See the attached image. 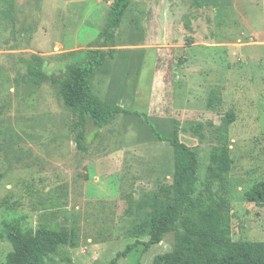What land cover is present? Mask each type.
Returning a JSON list of instances; mask_svg holds the SVG:
<instances>
[{
  "label": "rangeland",
  "instance_id": "1",
  "mask_svg": "<svg viewBox=\"0 0 264 264\" xmlns=\"http://www.w3.org/2000/svg\"><path fill=\"white\" fill-rule=\"evenodd\" d=\"M113 2L0 0V264L13 224L74 232L77 247L48 264H107L136 242L119 264H154L174 250L175 233L144 246L149 215L174 195L173 147L144 116L127 114L103 129L90 123L82 150L80 113L23 62L41 55L45 73L62 78L70 54L98 39ZM114 48L93 80L97 95L146 113L196 151L195 203L182 216L222 197L232 239L264 242V208L245 199L264 181V0H134Z\"/></svg>",
  "mask_w": 264,
  "mask_h": 264
},
{
  "label": "trees",
  "instance_id": "2",
  "mask_svg": "<svg viewBox=\"0 0 264 264\" xmlns=\"http://www.w3.org/2000/svg\"><path fill=\"white\" fill-rule=\"evenodd\" d=\"M133 2L134 0H114L106 26L98 39L89 48L70 54L66 73L62 78L47 75L44 70L46 60L38 54H32L30 58L23 60L26 69L36 79H51L58 86L65 108L80 113L83 130L77 137V143L82 150H87L86 134L90 123L103 129L127 114L144 116L154 134L173 147L174 195L167 202L156 206L149 215L150 240L144 243L145 252L152 246L161 244L169 233H175L176 243L173 251L156 256L154 264H264V242L232 239L229 207L222 197V201H216L209 208L182 216L193 205L191 192L199 180L200 164L196 151L180 141L179 133L176 131L172 136H164L146 113H133L125 107L108 103L95 92L93 80L107 57L116 56V36ZM235 119L232 112L227 114L224 120L226 130ZM245 199L264 208V181L252 186L245 193ZM5 238L12 249L3 264H48V257L57 253L60 248L77 247L74 232L45 223L31 232H25L18 224H13L7 228ZM139 244L140 242H136L128 246L107 264H119L120 259L127 257Z\"/></svg>",
  "mask_w": 264,
  "mask_h": 264
}]
</instances>
